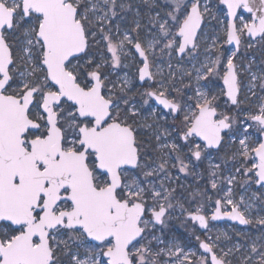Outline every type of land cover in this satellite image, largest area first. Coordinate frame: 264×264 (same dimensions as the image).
Wrapping results in <instances>:
<instances>
[{
  "label": "snow or ice",
  "instance_id": "6c2138e0",
  "mask_svg": "<svg viewBox=\"0 0 264 264\" xmlns=\"http://www.w3.org/2000/svg\"><path fill=\"white\" fill-rule=\"evenodd\" d=\"M171 5L163 16L158 12L150 18L157 31L141 40L139 22L135 37L128 32L121 36L119 28L115 35L110 26L106 30L117 15V0H0V264H226L228 253L218 256L205 241L199 247L211 255L198 260H192L195 252L176 245L153 251L149 226L163 224L173 207L175 189L164 183L171 179L169 159L178 162L180 172L188 165L179 155L171 157L181 151L179 144L161 143L156 134L153 148L138 133L158 129L143 113L145 105L151 108L149 100L170 114L183 112L177 134L198 161L203 149L222 144V133L232 129L236 118L218 113V97L200 87L185 98L181 89L173 95L161 84L141 93L145 98L137 106L127 95L128 80L118 84L105 69L119 67L134 49L142 60L139 80H153L149 57L161 43L162 52L196 60L209 17L218 22L222 36L212 38L203 62L199 67L193 63L184 75L191 79L195 73L197 85L222 80L221 94L239 106L243 69L235 61L242 39L264 41V0H218L224 7L216 14L210 0H171ZM101 42L109 55L100 52ZM229 45L234 49L221 50ZM257 80L264 90V73L251 74L248 90L253 96ZM151 116H158L155 108ZM246 121L261 133L254 147L249 135L253 125ZM241 123L242 132H229L230 138L239 139L238 154L251 163L245 173L264 187V96ZM163 135L171 132L165 129ZM197 137L203 149L194 142ZM150 149L161 153L158 163ZM211 186L217 187L215 180ZM230 193L224 204L231 211L222 213V201L217 200L211 219L226 215L251 223L245 215L249 209L241 211ZM200 212L198 207L189 215L207 228ZM258 223L264 225V218ZM152 239L159 242V237ZM251 251L257 252L255 244ZM162 254L174 259L162 261ZM259 255V264H264V251Z\"/></svg>",
  "mask_w": 264,
  "mask_h": 264
},
{
  "label": "rangeland",
  "instance_id": "374dc122",
  "mask_svg": "<svg viewBox=\"0 0 264 264\" xmlns=\"http://www.w3.org/2000/svg\"><path fill=\"white\" fill-rule=\"evenodd\" d=\"M123 4L121 8L119 5ZM171 0H117V15L112 17L109 24L106 25V30L110 26L112 33L115 35L119 28L120 35L125 32L135 37L137 33L135 29L136 22H139L141 29L139 37L141 40L151 39V34L157 31L156 27L150 24V18L156 13L163 16L171 9ZM210 7L214 14L218 12V8L224 7L218 5V0H210ZM226 12V7L224 8ZM245 19H248V14L243 13ZM223 18V17H221ZM203 32L200 38L201 47L197 50L199 55L196 60H192L188 54L183 57L173 51L169 55L168 51H161L163 43L158 45L152 55L149 57L153 67L152 72L155 74L153 80H146L141 83L139 80L138 68L142 66V60L134 49H131L132 55L127 59L122 58V64L115 68H106L105 71L111 72V79L118 84L123 79H127L130 91L127 95L139 106L145 97L141 96L146 89L159 88L161 84L165 87H170L173 95H176L175 89H181L185 98L194 94V90L200 87L209 95L215 94L218 99L216 107L218 113H225L235 117L231 130L224 132V140L218 149L208 148L203 149L204 142L200 138H195V143H200L203 149L200 160H195L189 153L187 142L182 141L178 137V128L183 120L184 113L170 114L169 110L163 109L154 100H149V104L145 105L143 113L147 117V123L152 124L155 120L158 124L153 128H143L138 137L143 140L146 145L151 147L156 146L155 135H161V143L170 144L177 143L181 147L179 153H171V157L179 155L188 165L186 172L179 171L178 162L174 158L169 159L168 173L171 179L166 180L165 187L175 189V192L170 200L173 205L164 217V223H153L150 225V235L147 237L151 241L153 251H158L161 248L167 249L172 245L183 248L184 252H195L192 260H198L200 256H209L202 248L199 247L200 241H206L213 244L214 250L218 256L228 253L225 257L226 264H259V253L264 251V225L258 223V220L264 218V187L255 183V177L251 174H246L245 167H251V163L245 164V161L238 154L239 139L232 140L229 132H235L237 135L242 132V121L248 111H254L255 106L259 103V98L264 96V90L260 87V82L257 80L253 91L255 96L248 90L251 82V74L257 77L264 73V41L257 39H242L240 51L236 59V63L241 69L239 78L241 80V93L239 99L243 101L239 106L232 105L227 97L221 94L223 81L213 78L211 83L201 81L199 85L195 82V73L190 79L184 73L192 69L193 63L199 67V62L204 60V49L211 43L215 36H222L221 27L216 20L206 17ZM251 44L252 47H247ZM234 49V46L229 45L222 48L226 53ZM100 52L105 55L106 48L103 42L99 45ZM215 49H213V58ZM226 63V61H224ZM171 65V68L169 67ZM159 69V71H158ZM223 68H221V73ZM174 73V77L171 75ZM155 108L158 116H151V110ZM219 118V117H217ZM247 124L253 126L249 129L250 143L254 147L255 142L261 136L257 131L256 126L252 121H246ZM167 129L171 132L170 136H164L163 132ZM168 152V149H164ZM150 155L157 157L161 153L153 154L151 149ZM176 164V167H172ZM214 165H219L215 168ZM239 170V171H238ZM215 173V175H212ZM164 173L160 174L163 178ZM157 184V177L150 178ZM229 179L232 183L229 184ZM215 180L217 187L212 188V181ZM231 189V199L235 204H238L241 211L248 208L249 211L245 215L251 220V223L241 225L230 220L215 221L211 219L215 211L217 200L222 201V210L224 212L231 211V205H225L224 199L228 190ZM180 205H183L181 208ZM200 207V214L204 215L208 220V228L203 230L198 221H193L189 213H194ZM146 218H150V213L146 214ZM152 236L159 237V242L153 240ZM199 237V240H197ZM146 242V241H145ZM253 244L257 247V252L251 251ZM162 261H171L166 255L162 254Z\"/></svg>",
  "mask_w": 264,
  "mask_h": 264
},
{
  "label": "water",
  "instance_id": "95a60500",
  "mask_svg": "<svg viewBox=\"0 0 264 264\" xmlns=\"http://www.w3.org/2000/svg\"><path fill=\"white\" fill-rule=\"evenodd\" d=\"M203 27V26H202ZM257 39V38H256ZM184 55V54H183ZM179 56H181V54H179ZM147 80V79H146ZM145 80V81H146ZM145 81H140L141 83H143V82H145ZM161 106V105H160ZM167 110V109H166ZM218 111V110H217ZM225 131H227V130H225ZM222 135H223V137H224V133H222ZM220 146H218V147H214V149H218ZM221 211H222V213H226V212H224L223 210H222V208H221ZM215 212V211H214ZM202 215V214H201ZM190 216V215H189ZM225 220H230L231 222H237V223H239V224H241L239 221H237V220H231V219H229L226 215H222L219 219H216L215 221H225ZM207 223H208V220H207ZM241 225H245V224H241ZM201 227V226H200ZM208 227V226H207ZM202 228V227H201ZM203 230H205V229H207V228H202ZM206 242V241H205ZM215 251V250H214ZM209 254V253H208ZM217 254V253H216ZM209 255H211V254H209ZM218 255V254H217Z\"/></svg>",
  "mask_w": 264,
  "mask_h": 264
},
{
  "label": "flooded vegetation",
  "instance_id": "af4514ba",
  "mask_svg": "<svg viewBox=\"0 0 264 264\" xmlns=\"http://www.w3.org/2000/svg\"><path fill=\"white\" fill-rule=\"evenodd\" d=\"M221 146V145H220ZM208 228V227H207ZM216 252V251H215Z\"/></svg>",
  "mask_w": 264,
  "mask_h": 264
}]
</instances>
